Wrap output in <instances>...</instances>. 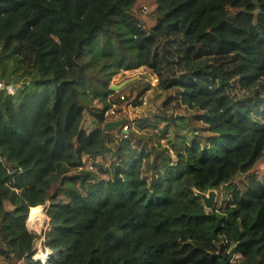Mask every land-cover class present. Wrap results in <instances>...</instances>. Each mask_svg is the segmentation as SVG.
<instances>
[{"label": "trees", "instance_id": "trees-1", "mask_svg": "<svg viewBox=\"0 0 264 264\" xmlns=\"http://www.w3.org/2000/svg\"><path fill=\"white\" fill-rule=\"evenodd\" d=\"M139 1L0 0V264H41L39 207L46 264H264V177L235 181L264 159L237 100L264 79V0ZM140 68L155 87L110 88ZM151 90L154 113L102 132Z\"/></svg>", "mask_w": 264, "mask_h": 264}, {"label": "rangeland", "instance_id": "rangeland-1", "mask_svg": "<svg viewBox=\"0 0 264 264\" xmlns=\"http://www.w3.org/2000/svg\"><path fill=\"white\" fill-rule=\"evenodd\" d=\"M155 10V5H154V0H140L138 2V4L135 7V11L137 13H142V14H150ZM152 78H155L150 71H148L147 69L144 68H140L137 70H133V71H129V72H121L118 75H116L112 81H111V85L110 87H121L123 86V89H130L136 85H145L151 82ZM12 84H8V86H11ZM21 84H15L14 86H11L10 92L17 90L21 87ZM152 87V86H151ZM0 88H2V86H0ZM128 93V91L126 90V94ZM154 97H156V95H153L152 90L148 91L142 98V104L138 107H122L123 110H121L120 115H117L115 118L120 117V116H126L127 119H129L130 121H134L136 119H146V117H148L149 115H151L152 113H154L155 111V106L156 105H160V102L162 99H158V100H154ZM237 100L243 104L245 107L250 108L252 111V114L256 117L259 118V120L263 121L264 117V79L260 80L256 85L252 86L249 89H244L242 90L239 94H238V98ZM155 101V102H154ZM118 106H116L117 108ZM84 128L87 131H91L93 129V124H92V117L87 114L85 116V120H84ZM116 121V120H114ZM132 126V130H137L136 125H134V122H132L131 124ZM144 133V132H143ZM161 145H165L164 141L160 142ZM264 159L259 163V165H257V167L252 170L251 172H249L246 175H239L235 178V181L237 180H241L244 179L247 176H258L259 178L264 177ZM217 192V191H216ZM218 199H217V203L219 202L221 195H222V191H218ZM217 205V204H216ZM39 212L45 216V214L42 211V208L40 207ZM29 216V215H28ZM46 217V216H45ZM39 225V224H38ZM46 225V224H45ZM26 227L27 229L34 233V234H38L40 233V231L42 230H38L36 228V225L34 226V224H30L28 219L26 221ZM34 231V232H33ZM19 264H23L22 262Z\"/></svg>", "mask_w": 264, "mask_h": 264}, {"label": "built area", "instance_id": "built-area-1", "mask_svg": "<svg viewBox=\"0 0 264 264\" xmlns=\"http://www.w3.org/2000/svg\"><path fill=\"white\" fill-rule=\"evenodd\" d=\"M150 85L152 87H155L157 85V79L156 78H152V80L150 82ZM114 107L115 106H113L112 110L110 111V115L111 116L115 115V112L113 111ZM129 107H131V106H129ZM122 117H126V116L124 115V116H121V118ZM121 118L117 117L116 119H112L111 121L119 120ZM126 119H127V117H126ZM129 127H130L129 124H127L125 122V124L120 128L121 129V135H123L125 137V135H127V133H128ZM49 227L45 226L40 231V233H38L37 235L35 234L37 236V238H36L35 243H34V253H33L32 257H31L32 261H34V262H39L41 264H46L48 259H49V257H50L51 252L45 246V233L49 230Z\"/></svg>", "mask_w": 264, "mask_h": 264}, {"label": "water", "instance_id": "water-1", "mask_svg": "<svg viewBox=\"0 0 264 264\" xmlns=\"http://www.w3.org/2000/svg\"><path fill=\"white\" fill-rule=\"evenodd\" d=\"M26 82V80L24 81ZM8 85V84H7ZM15 84L12 83L11 86H14ZM11 86H8L9 89H11ZM25 87V83H23L21 85V87L18 89V91L21 90V88ZM113 91L118 92L120 91L123 86L121 87H110ZM126 117H122L119 120L116 121H108L105 124H103V126L101 127V130L103 133H108L110 131H116L119 130L126 122ZM196 196L202 201L205 209L207 211H211L215 208L216 204H217V199H218V194L216 191H209L207 193H200V192H196ZM50 229V227H49Z\"/></svg>", "mask_w": 264, "mask_h": 264}, {"label": "bare ground", "instance_id": "bare-ground-1", "mask_svg": "<svg viewBox=\"0 0 264 264\" xmlns=\"http://www.w3.org/2000/svg\"><path fill=\"white\" fill-rule=\"evenodd\" d=\"M44 213V212H43ZM28 221L29 223L32 225L34 224V226L36 225V228L38 230L43 229L45 226L49 227V220L43 216L39 210H33L30 211L29 216H28ZM39 224V225H38ZM46 224V225H45Z\"/></svg>", "mask_w": 264, "mask_h": 264}, {"label": "crops", "instance_id": "crops-1", "mask_svg": "<svg viewBox=\"0 0 264 264\" xmlns=\"http://www.w3.org/2000/svg\"><path fill=\"white\" fill-rule=\"evenodd\" d=\"M40 208V207H39Z\"/></svg>", "mask_w": 264, "mask_h": 264}]
</instances>
